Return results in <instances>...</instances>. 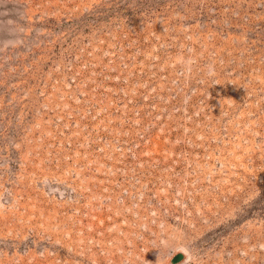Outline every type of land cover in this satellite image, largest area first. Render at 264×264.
<instances>
[{
	"label": "rangeland",
	"instance_id": "obj_1",
	"mask_svg": "<svg viewBox=\"0 0 264 264\" xmlns=\"http://www.w3.org/2000/svg\"><path fill=\"white\" fill-rule=\"evenodd\" d=\"M0 264H264V0H0Z\"/></svg>",
	"mask_w": 264,
	"mask_h": 264
},
{
	"label": "water",
	"instance_id": "obj_2",
	"mask_svg": "<svg viewBox=\"0 0 264 264\" xmlns=\"http://www.w3.org/2000/svg\"><path fill=\"white\" fill-rule=\"evenodd\" d=\"M178 257H179V255H176V256L173 258V260H177Z\"/></svg>",
	"mask_w": 264,
	"mask_h": 264
},
{
	"label": "bare ground",
	"instance_id": "obj_3",
	"mask_svg": "<svg viewBox=\"0 0 264 264\" xmlns=\"http://www.w3.org/2000/svg\"><path fill=\"white\" fill-rule=\"evenodd\" d=\"M183 250H185L184 248H182Z\"/></svg>",
	"mask_w": 264,
	"mask_h": 264
}]
</instances>
